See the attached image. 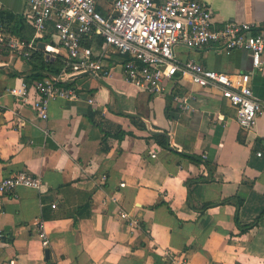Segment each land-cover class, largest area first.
<instances>
[{"label":"crops","instance_id":"1","mask_svg":"<svg viewBox=\"0 0 264 264\" xmlns=\"http://www.w3.org/2000/svg\"><path fill=\"white\" fill-rule=\"evenodd\" d=\"M27 1L0 0V8L23 13ZM203 1L218 23L264 22V0ZM47 33L45 45H58L52 26ZM5 48L0 179L26 170L44 185L0 195V264H264V112L243 129L237 108L218 88L178 73L169 92L149 93L111 59L107 77L84 74L68 82L79 98L50 100L43 119L10 92L26 84L30 97H38L21 50ZM176 52L217 71H252L245 81L264 101V55L259 70L247 49L226 54L177 45ZM174 85L191 96L192 107L183 112L173 100L168 118ZM129 115L140 116L147 129ZM121 130L132 134L120 139ZM156 133L170 138L169 148L157 143Z\"/></svg>","mask_w":264,"mask_h":264},{"label":"built area","instance_id":"2","mask_svg":"<svg viewBox=\"0 0 264 264\" xmlns=\"http://www.w3.org/2000/svg\"><path fill=\"white\" fill-rule=\"evenodd\" d=\"M100 6L106 11L100 10ZM22 14L35 29L34 39L26 44L7 40L0 32L2 47L17 48L28 59L38 47L37 38L52 26L58 45L46 44L45 50L55 55L63 49L68 56L60 74L35 80L38 97H30L26 84L10 89L30 103L43 119L48 118L50 100L79 98L78 90L64 83L84 74L107 77L114 68L107 63L111 59L119 64L127 81L149 93L169 92L167 83L178 73L188 74L190 81L201 87L218 88L221 96L237 108V119L243 129L253 128L259 114L264 112V101L255 96L245 81L252 71L248 74L217 71L194 59L182 60L176 52L177 45L210 48L226 54L247 49L252 53L254 68L262 70L264 22L218 23L203 0H28ZM101 39L104 47L99 46ZM174 91L175 85L170 93ZM173 100L183 112L192 107L188 93L175 92ZM43 185L41 176L21 170L0 179V195L21 186L41 190ZM128 215L122 213L123 217ZM48 243L44 236L43 245Z\"/></svg>","mask_w":264,"mask_h":264},{"label":"trees","instance_id":"3","mask_svg":"<svg viewBox=\"0 0 264 264\" xmlns=\"http://www.w3.org/2000/svg\"><path fill=\"white\" fill-rule=\"evenodd\" d=\"M0 32L6 37H16L19 41L26 44L30 43L34 39L35 35V29L22 13L13 12L5 7L0 8ZM48 37L49 34L45 33L37 38L38 47L31 52V55L27 59L28 63L31 65V70L33 71L32 73L35 79H42L49 74H60L65 67V61L68 58L66 53L55 54L54 58L48 56V52L39 46V43L41 41H47L49 39ZM87 45H89V43H87ZM0 47L2 46L0 45ZM5 47H3V50L6 49ZM64 84L68 85L69 83L66 82ZM175 92H177V90L167 95L166 115L168 118L172 117V109L170 108V105L173 101ZM129 118L134 125L147 129V126L143 123L140 116L129 115ZM127 134H132V132L121 130L118 137L121 139ZM153 137L159 145L167 148L170 147V138L165 133H156ZM240 140H242L241 136ZM188 157L198 163L202 161V159L198 156L189 155ZM228 201L231 200L226 199L224 202Z\"/></svg>","mask_w":264,"mask_h":264},{"label":"water","instance_id":"4","mask_svg":"<svg viewBox=\"0 0 264 264\" xmlns=\"http://www.w3.org/2000/svg\"><path fill=\"white\" fill-rule=\"evenodd\" d=\"M39 46H40L42 49H44V48H45V42L41 41V42L39 43ZM46 254H47V255L50 254V250H49L48 248L46 249Z\"/></svg>","mask_w":264,"mask_h":264}]
</instances>
